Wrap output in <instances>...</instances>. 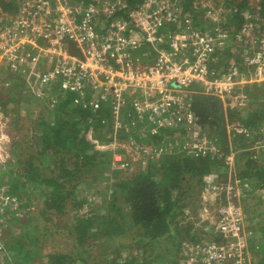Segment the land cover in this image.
I'll return each mask as SVG.
<instances>
[{"label": "built area", "instance_id": "obj_1", "mask_svg": "<svg viewBox=\"0 0 264 264\" xmlns=\"http://www.w3.org/2000/svg\"><path fill=\"white\" fill-rule=\"evenodd\" d=\"M105 1L108 0L99 5L76 6L70 0H22L16 16L10 18L11 24L4 23L0 30V63L4 61L13 71L28 63H41L44 72L39 76L37 90L41 95L46 94L44 88L55 84L57 98L72 91L80 95L74 103H80L84 102L87 89H92L95 97L111 104L116 130L128 129L130 123L136 125L135 131L140 128L139 133L148 129L155 134L162 126L176 130L183 125L186 141L174 143L181 145L180 151L186 156L222 154L218 140L202 129L189 97L209 95L229 107L247 104L250 96L246 86L264 85V18L249 20L233 34L217 27L212 33L189 28L180 34H165L161 30L164 23L176 17L175 4L169 0H143L131 10L128 20L110 18L116 11L115 3L124 8V2ZM99 11L109 17L104 20L103 33L99 31L103 22ZM230 37L233 55L221 65L216 51L226 47ZM17 39L26 40L27 51L14 49ZM42 40L45 44L40 45ZM71 43L76 53L72 52ZM146 47L155 51V60L142 69L134 68L128 60H137L139 56L131 50ZM238 50L242 52L236 54ZM129 118L131 122H127ZM230 127L231 137L254 135V131L241 124ZM124 141L138 145L131 138ZM146 146L139 148L144 157L174 153L171 141ZM248 149L255 154L259 149L264 151V140L257 139ZM121 156L117 153L115 161ZM227 159L231 166L234 157ZM204 185L215 199L212 212L206 211L204 215L208 218L213 213V234L219 239L195 244L191 263L198 259L199 264H251L250 231L245 230L241 205L248 184L237 177L220 181L209 175ZM2 191L0 210L10 201Z\"/></svg>", "mask_w": 264, "mask_h": 264}, {"label": "trees", "instance_id": "obj_2", "mask_svg": "<svg viewBox=\"0 0 264 264\" xmlns=\"http://www.w3.org/2000/svg\"><path fill=\"white\" fill-rule=\"evenodd\" d=\"M18 1L21 2V0H0L1 12L6 14L17 13ZM101 1L103 0H71L72 4L76 6L99 5ZM121 1L125 3L126 8H118L110 15V18L117 16L119 19L128 20L130 18L129 10L138 8L143 2V0ZM194 1L169 0L170 4H175L174 13L177 18L166 20L161 30L167 34H180L181 32H187L188 28H198L200 31L206 32L210 31L212 23L215 22L222 30L230 27L228 32L233 34L241 31L246 23L244 10L248 9L247 0L237 2L227 0L225 1L227 5L224 2V5L230 11L227 13L222 11L221 17L224 18V15H227V21L224 19L210 20L207 17L200 19L199 16L203 10H199L196 4L193 3ZM259 7L264 10V0H260ZM205 8L209 7L205 6ZM4 25V21H0V30ZM99 29L105 31V27ZM228 40L229 43L233 42L232 37ZM137 49L139 48H135L134 51ZM137 52L139 53V51ZM219 53L220 50H217V57H220ZM37 70L40 72L41 69ZM33 73V71L29 72V75ZM21 76V73H17L9 67L3 70L0 69V82H2L0 85H3V88L1 86L0 89V107L3 111L7 104H13L12 106L15 108L17 102L21 99L25 100L26 97L23 95V92L26 93L25 90L30 95L29 102L39 97V91L37 90L40 86V81H38L40 79L38 75L35 76V79L28 78L27 80H23ZM44 89L47 96L41 95L44 98L42 103L49 95L57 91V85L47 86ZM246 89L250 96L247 104L261 100L262 104H259L260 107L255 110L247 112V115L241 120V125L254 131V135L251 137L253 140L259 139V136L264 140V85L259 87L256 85L246 86ZM5 90L8 91L6 96L3 95ZM79 96L78 93L70 91L67 92L65 97H59L60 99L53 103L50 101L53 107V119L47 120L40 117L35 122L33 129L35 138L33 140L34 143L38 144L40 153H49L55 156L59 153V150L67 149L73 152V155L79 159L82 166H100L103 162L105 166H110L112 154L114 152L120 153L127 159L126 150L122 147L102 150L99 148V144H108L114 140H127L129 138L139 142L138 145L141 143L161 145L163 141L165 143L171 141L173 146H170V148L174 153L154 160V162L151 161L146 169L139 170L132 177L113 181L112 186H110L109 196L112 199L109 200V204L106 202L107 204L101 209V212L93 211L87 214H79L80 209L84 203H88V200L78 187L81 186V183H91L90 180L84 179L83 175L78 178L70 177L72 173L63 167V176L60 174L51 178L47 176L40 177L36 167L32 164L30 165L31 168L25 171L27 164L23 163L21 157L15 156L11 163L4 162L6 165L4 172L5 187L2 193L10 197L15 196L21 201L18 208L8 204V206L3 207L2 211L0 210V243L10 245L7 251L0 252L3 253L4 264H80L79 262L87 264L86 258L84 256L80 257L79 254L80 250L83 251L85 243H88L90 239H101L105 236L113 237L118 235V230L121 232L127 231L134 239L133 243L140 245L142 248L146 247L145 252L148 251L149 253L153 249L160 248L167 251V254H174V251H177V257L182 243L192 242L194 246L195 244L209 243L214 239H219L215 234H211L213 232V221L206 220V225L209 226L208 233L207 230H203V222H201L198 230V226H195L193 221L185 220L187 216L185 209L188 208V205H185L182 199L185 194L183 183L186 181V176H189V180H197L196 184L201 185L203 177L216 168L217 164L221 167L224 166L223 159L217 160L212 158V155L191 157L180 151L182 150L181 145H175L174 142L183 143V140L186 141L184 136L185 126L183 125L176 128V130L162 126L157 129L155 134H150L148 129L139 133L140 128L135 131L134 127L136 125L133 127L130 123L128 129L121 127L116 130L112 121L109 101L98 98V96L95 97L93 90L90 88L87 89L83 97L84 102L74 103V99ZM24 104L25 102H20V107ZM210 105H212L211 100L202 99L200 96H197L196 101L192 103V107L200 119L202 129L218 141H224L222 135L225 129L211 114ZM232 117L230 116V119ZM129 121L131 122V118L127 122ZM214 121L217 123V127L212 131L210 124H213ZM218 144L223 153H228L229 149L222 147L224 144L221 145L220 141ZM233 144L236 148H246L254 142H247V139L243 136H236ZM54 148L56 149L51 153ZM260 153L255 154L252 151L239 153L237 162L241 169L238 177L241 180H248L251 183V179L256 178L255 181L258 180L260 184L264 185V151L261 150ZM236 156L235 159L237 160ZM223 158H225V155ZM93 178L96 179L95 176ZM26 181H30L31 186L35 189L38 187L39 190H36L38 193L28 190L23 191L27 188L25 186ZM38 197H41V207L38 213L43 217L45 216L47 222L55 220L58 223H64L67 228L61 229L62 232L67 234L65 242L63 240V245L60 247L61 249L43 252L39 248L40 243L48 240L52 232L46 227L39 230L35 223L32 214L34 210L32 203L34 201L38 203ZM23 199L25 202H23ZM119 199H122L123 205L115 203ZM106 201H108L107 198ZM21 208L25 209L24 216L19 212ZM70 212L71 214H69ZM53 214L55 217H53ZM65 214H69L67 221L62 217ZM197 215L198 211L194 216L197 218ZM127 217L128 221L125 220ZM258 234L261 237L259 239L262 243L260 246L264 250V226L259 229ZM59 238L62 239V237ZM103 243V240L98 241L97 246L105 251L107 247H104ZM128 246H125V248H128ZM84 251L86 252V249ZM116 252L117 249L111 254L109 264H147L145 258H138L137 255L130 257L128 253L121 256L117 255ZM169 256L160 255L163 260H167ZM41 257L45 259L41 260ZM260 264H264V256L260 259Z\"/></svg>", "mask_w": 264, "mask_h": 264}, {"label": "rangeland", "instance_id": "obj_3", "mask_svg": "<svg viewBox=\"0 0 264 264\" xmlns=\"http://www.w3.org/2000/svg\"><path fill=\"white\" fill-rule=\"evenodd\" d=\"M108 1H115V0H108ZM108 1L106 2V4H108ZM227 0H195L193 3L196 4L197 8H199V10H203L202 14L199 16L200 19H204V17L209 18H215V14L216 13V19H224V20H228V16L226 18V16L224 15V18L221 17V12L224 11L225 13L229 12V8L226 7L224 5V2ZM229 1H241V0H229ZM105 2L103 3V5L105 4ZM116 4V10H118V8L120 9L121 7H118L117 3ZM208 4V5H207ZM225 4L227 5V3L225 2ZM229 4V3H228ZM260 4V0H247V6L248 9L244 10V16H245V25L243 26V28L246 26L247 22L249 20H257L260 18H264V10H261L259 7ZM22 6V0L21 2L18 1V10H20ZM205 6L209 7V8H205ZM124 8H126V5L124 3ZM2 8L0 7V21H4V23L7 25L11 24V17L14 18L16 16L15 14H6V13H2L1 10ZM134 10V9H133ZM132 12L131 10H129L128 14ZM100 15L102 16L101 21L103 19L108 18V16L104 13H100ZM99 15V16H100ZM118 17H114L112 20L116 19ZM257 18V19H256ZM111 20V21H112ZM100 21V22H101ZM259 22V21H258ZM101 27L104 25V20L101 23ZM228 25V23H227ZM230 27H227L226 30L229 31ZM216 28L214 27L210 33L212 32H216ZM102 33L104 32V30L102 29L101 31ZM149 49H152L151 47H149ZM232 52V48L230 49ZM230 50H227L223 48L221 50V52L219 53L220 57H219V62L222 65L223 60H225L227 57H230L229 52ZM236 49H234L235 51ZM152 52V51H151ZM242 51L238 50V54L241 53ZM236 53V52H234ZM139 54V55H138ZM137 55L139 56L137 58V60L134 58L129 59V62H132L133 67L134 68H138V69H142L141 67L150 65L153 63V61L155 60L154 58V53L152 52L153 56H151L149 62H147L146 59H143L140 53H138ZM237 54V53H236ZM136 55V54H135ZM233 55V52H232ZM131 57V56H128ZM127 57V58H128ZM148 57V56H146ZM7 67L6 63L4 61H2L0 63V69L3 70ZM37 69H41L40 72ZM34 73L36 74H32L29 75L25 74L22 75V79L23 80H27L28 78L31 79H35L38 75L41 76L42 73L44 72L43 69V65L39 64L37 66H35L34 68ZM31 76V77H30ZM2 82H0L1 84ZM4 85H6V83H4ZM1 86L3 88V85H0V89ZM198 90H195L194 92H197ZM1 92V90H0ZM8 92V91H7ZM6 90L4 91V94L6 96L7 94ZM26 93L23 92V95L26 97V99H21L19 102H17L15 105V108L10 105L7 104V106H5L4 111L2 110V108L0 107V190H3L4 186V179H5V163H11V161L13 160V158L15 156L17 157H21L23 160V165H26L27 168L25 169V171L29 170L31 167L30 165L32 164L33 166L36 167V171L39 173L40 177H48L51 178L52 176H58V175H62L63 171L62 168L64 167L65 169H67L68 171H70L72 173V175L70 177L73 178H78L79 176H84V179L86 180H90L91 183H81L78 187V189L80 191H82L83 195L86 196L88 203L86 202V204L84 203V205L82 206V208L80 209V213L79 214H87L88 212H101V209L107 204L106 202H108L109 204V200H111L112 198L109 196V193L111 192V188L110 186H112V182L113 181H117L120 179H124V178H128V177H132L134 175V173H137L139 170L142 169H146L148 167V165L150 164L151 161L154 162V160H158L160 158H162L163 156H167V155H162L159 157H144L142 155H140L139 153V148L140 146L143 147L144 149H146V144L142 143L139 146L136 145H130V141L125 142L124 140H114L111 143L108 144H99V148L102 150L105 149H114L116 147H122L123 149L126 150V158H124L123 156H121V158L119 157V160L115 161V155H117L116 152H114L112 154V161L110 166H105L104 162L100 165V166H82L79 163V159L73 155L72 151H69L67 149L65 150H59V153H57L55 156L49 154H45V153H40L39 152V146L37 143H34L35 141L33 140L34 137V126H35V122L39 120L40 117H42L43 119H47V120H52L53 119V115H52V103L57 101L60 98H57V91L55 93H52V95L48 96V100L45 99V101L42 103V100H44V98H42L41 96L38 97L37 99H34L32 102H29V98L30 95L28 94V92L25 90ZM192 92V93H194ZM261 99V98H260ZM260 99H256V100H260ZM227 100H229V98H227ZM50 101L52 103H50ZM20 102H25L24 106L20 107ZM46 102V103H45ZM259 104H262V100L261 101H252L249 102V106L244 105L241 108L243 109V114L242 117L240 115V111L239 109H235L238 106H233V107H229L228 105H223L222 107L224 109L223 112H219L220 116L223 117L219 120V122L221 123V125H223L225 132L222 135V140H219L221 142V145L224 144V148H228V149H234L237 152H245L248 151V147L246 148H236L234 147L235 144H233L234 141V136L231 137L232 133L230 131L231 129V124H241V120L244 116H246L247 112L255 110L257 107H260ZM248 106V107H247ZM240 108V109H241ZM225 114V116H224ZM234 114V115H232ZM230 116L232 117V119H230ZM52 123V122H51ZM215 125V123H213ZM232 130V129H231ZM241 137V136H240ZM245 138V136H243ZM260 140L262 139L260 136L258 137ZM247 142H256V140H253L251 137L246 138ZM218 141V142H219ZM226 141V142H225ZM121 143V144H120ZM139 143V142H138ZM56 148H54L51 153H53V151ZM244 150V151H242ZM49 152V150H48ZM153 153H149L148 155H152ZM233 156L234 157V153L230 152L227 156ZM119 156V155H118ZM206 156H209L206 155ZM212 158L215 159H223V163L226 166L230 167V164L228 162L227 157L223 158L222 154H213L211 156ZM32 159V160H31ZM29 161V163H28ZM57 164V165H56ZM218 165V164H217ZM22 166V165H21ZM2 167V169H1ZM221 168L220 165H218V168ZM212 176L214 174L212 173H207L204 177H203V181H202V186L201 185H197V180L195 179H191L189 180V176H186V181L183 183L184 189H185V194L183 196L182 201L184 202V204L188 205V208L185 209V212L187 214V216L185 217L186 221H193L195 226H198V230L201 226V222L203 225V230L209 233L208 228L209 226L206 225L207 221H213V213H211L209 215L208 218H205V212L209 211L212 212L213 206L215 205V199L210 196L211 194L208 193L205 190V185L203 187V182L206 176ZM63 176V175H62ZM96 177L93 178V177ZM101 178H98V177ZM107 177V178H106ZM189 180V181H188ZM219 180V179H218ZM226 178L222 181H225ZM188 181V184H187ZM221 181V180H220ZM25 186L27 188H25L23 191H32L34 193H38L36 190H39L38 187H36V189L34 187L31 186L30 181H26ZM201 187V188H200ZM24 195V194H22ZM208 195V196H207ZM243 196V195H242ZM241 196V197H242ZM10 201L9 204L11 206H13L14 208H18V205L21 203V201H19V198H16L15 196L10 197ZM106 198L108 199V201H106ZM110 198V199H109ZM27 200V199H26ZM23 202H25V200L23 199ZM37 202L35 203V201L32 203L33 204V212L32 214L34 215L35 218V223L37 224L39 230H42L43 228H47L48 230H50L52 232V235L49 236L48 240H46L44 243H40L39 248L44 252V251H50L52 249H61L60 247L63 245V240L65 242L66 240V235L64 232L61 231V229H67L66 226L64 225V223H58V221L55 220H50L49 222H47V220H45V216H41L40 213H38L39 208L41 207V197L37 198ZM118 205H123L122 204V199L116 200L115 202ZM194 207V208H193ZM248 209V208H247ZM19 210V209H18ZM2 211V210H1ZM198 211V215L197 218L195 215V213ZM19 212H21V215H23V212H25V209L23 210L21 208V210H19ZM18 213V212H17ZM19 214V213H18ZM71 214V212L69 213ZM69 214H65L62 217L67 221L69 219ZM24 216V215H23ZM53 217H55V215L53 214ZM71 219V218H70ZM206 219H209L206 221ZM245 219V216H244ZM126 221H128V217L125 218ZM183 221L184 223L186 221ZM204 222H206L204 224ZM9 223V222H8ZM206 225V226H204ZM246 225L245 221H244V226ZM12 230V229H11ZM245 230L247 232L250 231L247 230L245 228ZM2 231V230H1ZM212 234V233H211ZM210 234V235H211ZM251 232H249L248 238L250 236ZM59 237H62V239H60ZM103 240V245L104 247H107L105 251H103L101 249L100 246H97V242H101ZM134 239L130 236V234L127 231L121 232L118 230V235H114L113 237H102L101 239H90L88 241V243H85L84 249H86V252L82 250H80L79 254L80 257H85L87 260V264H109V261L111 260V254L114 253L115 249H117L116 254L117 255H125L128 253V255L130 254V257L133 255H137L138 258L142 257L145 258L147 260V264H183V251L185 249L184 244L182 243L180 245L179 248V252H178V257H177V251H174V254H167V251H163L162 249L158 248V249H153L151 252L148 253V251L145 252L146 247H141L140 245H136L135 243H133ZM249 244V241H248ZM130 245V246H128ZM10 245H4L2 243H0V252L4 251V250H8ZM125 246H128V248H125ZM8 248V249H7ZM195 248V246H189L188 248L186 247V251L190 250L193 252V249ZM160 255L162 256H166V255H170L169 258L167 260H163ZM3 258V253H0V264H4V260ZM120 258V257H118ZM182 258V261H181ZM45 259L44 257H41V260ZM163 260V261H162ZM187 263L186 264H199L198 259H196L195 261H193V263L190 262L189 259H186ZM80 264H83L81 262H79ZM260 264V262H259Z\"/></svg>", "mask_w": 264, "mask_h": 264}, {"label": "crops", "instance_id": "obj_4", "mask_svg": "<svg viewBox=\"0 0 264 264\" xmlns=\"http://www.w3.org/2000/svg\"><path fill=\"white\" fill-rule=\"evenodd\" d=\"M99 13H103V12L99 11ZM100 17L102 18L101 15H100ZM103 20H105V19H103ZM100 27H101V25H100ZM103 27H105V25H103L102 28ZM172 29H175V28H172ZM142 52L144 54H146V56H148V57H142V58L146 59L147 62H149V60L151 59L150 58L151 54L147 50H143ZM231 54H232V52L230 51L228 55L231 56ZM228 58H230V57H227L225 60H223V63L226 60H228ZM197 96H200V95L199 94H191V97H189L191 99V103H193V101H196ZM211 103H212V105L209 106L210 112H211V114L214 115V118L217 120V122L220 123L219 120L221 119V116H220L219 112L224 111V109L222 107V103L219 99H216V98L213 101L211 100ZM248 106H249V104H248ZM241 107L242 106L237 107L235 109H239L240 115L242 117L244 108H241ZM224 116H225V114H224ZM210 119L213 120L212 118H210ZM213 123H215V125L212 123L211 124L209 123L211 126L210 129L212 131H214L215 128L217 127V123L215 121ZM249 150L250 149H248V151ZM260 151H261L260 149L257 150L256 154H261ZM230 152L234 153L233 163L230 167L226 166L224 164V166H222L221 168L220 167L217 168L218 166L216 165V168H214L215 170L213 169L212 171L209 172V173L214 174L216 176V178L221 180V181L224 180L225 178H226V180L230 179L232 177L239 178L238 175H239L241 168H240L237 161H238V155H239L240 151L236 153V151L234 149H229L228 153L225 154L222 152V155L223 156L225 155V157H228L227 155ZM235 156L237 157V160L235 159ZM239 179L241 180V178H239ZM254 179H256V178L251 179V181H252L251 183H249L248 180L247 181L242 180L243 182H246L248 184L249 188H248V191L243 193V196L241 197V205H242L243 213L245 216V219H244V221L246 223L245 228L247 230L250 229V232H251V234L248 238V241H249L248 248H249V253H250L251 262H252L251 264H259L260 259H262V256H264V250H262V248L260 246V244H262V243L259 241V239L261 237L258 234L259 229L262 226H264V185L260 184V181H258V180L255 181ZM257 179H259V178H257ZM212 235H214L213 232H212ZM192 244H193L192 242H187L183 246V247H185V249L183 251V253H184L183 254V256H184L183 264L187 263L186 259H189L190 262H192V260H191L192 251H190V250L186 251V247L187 248L189 246L193 247ZM181 261H182V258H181Z\"/></svg>", "mask_w": 264, "mask_h": 264}, {"label": "clouds", "instance_id": "obj_5", "mask_svg": "<svg viewBox=\"0 0 264 264\" xmlns=\"http://www.w3.org/2000/svg\"><path fill=\"white\" fill-rule=\"evenodd\" d=\"M99 31H100V29H99ZM233 43V42H232ZM232 43H228L227 44V46L226 47H224L225 49H226V52H227V50H230L231 48H232ZM74 49H76V48H74ZM143 50H147L150 54H151V56H153V54H152V52L154 53V56H155V51L153 50V49H149V47H146V48H142V50L140 49V50H131L132 51V53L133 54H138V52L137 51H139V53L142 55V56H144V57H146V54H144L142 51ZM152 51V52H151ZM231 51V50H230ZM221 52V51H220ZM139 55V54H138ZM34 68H35V66H34V64L33 63H28L26 66H24V67H22L20 70H18V71H15V72H17V73H21L22 75H25V74H28L29 72H32V71H34ZM199 95H203V94H199ZM38 96L40 97L41 96V94H38ZM42 96H47V94H42ZM203 96H209V95H203ZM215 98V97H214ZM207 220V219H206ZM212 233V232H211Z\"/></svg>", "mask_w": 264, "mask_h": 264}, {"label": "bare ground", "instance_id": "obj_6", "mask_svg": "<svg viewBox=\"0 0 264 264\" xmlns=\"http://www.w3.org/2000/svg\"><path fill=\"white\" fill-rule=\"evenodd\" d=\"M70 2H71V0H70ZM72 3V2H71ZM208 5V4H207ZM215 14V18H212V17H210V20H215L216 19V13H214ZM177 18V16L175 17V19ZM220 28L219 27V25H216V23L214 22V23H212V25H211V29H210V31L213 29V28ZM194 29H197V30H199L198 28H191V30H194ZM188 30H189V28H188ZM187 30V31H188ZM210 31H206L207 33H209ZM224 32H228L226 29L224 30ZM165 34H167V33H165ZM169 34V33H168ZM43 44H45V42L42 40V41H40V45H43ZM71 45H72V43H71ZM72 46H74V45H72ZM14 49H23V50H25V51H27L28 49H27V47H26V40L25 39H17V40H15V46H14Z\"/></svg>", "mask_w": 264, "mask_h": 264}, {"label": "water", "instance_id": "obj_7", "mask_svg": "<svg viewBox=\"0 0 264 264\" xmlns=\"http://www.w3.org/2000/svg\"><path fill=\"white\" fill-rule=\"evenodd\" d=\"M71 50H72V52L76 53L74 47H72V46H71ZM200 97L202 99H208V100H212V101L215 99L213 96H203V95H200Z\"/></svg>", "mask_w": 264, "mask_h": 264}]
</instances>
